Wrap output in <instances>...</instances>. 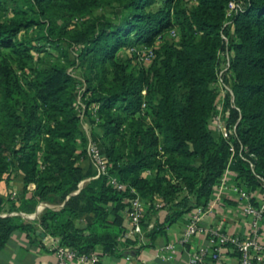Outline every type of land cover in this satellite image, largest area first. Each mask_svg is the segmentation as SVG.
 <instances>
[{
    "label": "trees",
    "instance_id": "1",
    "mask_svg": "<svg viewBox=\"0 0 264 264\" xmlns=\"http://www.w3.org/2000/svg\"><path fill=\"white\" fill-rule=\"evenodd\" d=\"M231 1L238 2L0 0V182L18 174L24 190L34 185L27 198L0 196V250L13 231L32 240L40 227L77 253L119 255L137 242H119L122 212L136 196L147 202L146 222L155 201L166 208L162 222L149 229L142 222L146 247L184 213L206 205L227 167L251 188L259 186L254 173L264 180V0H242L228 18ZM112 5L123 12L116 20L92 16ZM229 25L233 36L226 42L222 34ZM31 27L43 30L58 56L21 83L16 70L28 67L32 49H41L17 38ZM138 46L152 48L146 67L131 65L133 52L116 58L121 49ZM226 50L232 144L216 139L208 125L219 54ZM79 86L85 87L84 115L107 166L105 175L80 189L93 172L80 163L87 137L76 105ZM91 104L98 105L96 118L88 112ZM240 146L254 173L238 157ZM111 178L123 187L111 185ZM40 203L46 206L35 218L10 214L35 213Z\"/></svg>",
    "mask_w": 264,
    "mask_h": 264
},
{
    "label": "built area",
    "instance_id": "2",
    "mask_svg": "<svg viewBox=\"0 0 264 264\" xmlns=\"http://www.w3.org/2000/svg\"><path fill=\"white\" fill-rule=\"evenodd\" d=\"M239 7L238 2L231 1L228 4L229 11L234 8ZM170 35H175V30H170ZM223 39L227 42V38L222 34ZM138 60L151 61L153 57V51L150 47H144V49L130 48ZM225 70L229 68V53L225 51ZM221 70L219 68L218 81H220ZM228 93L231 96L233 102V95L230 87H226ZM234 107L233 103L231 105ZM145 109V104L141 105L142 113ZM82 116V115H81ZM226 129L229 134H232L230 127ZM233 128V135L235 134V126ZM85 129V124L83 125ZM226 136V133H224ZM232 136V135H231ZM230 138V136H229ZM225 139V138H224ZM228 139V138H227ZM226 139V140H227ZM231 151H234L231 145ZM242 146L239 148L238 157L249 164L251 171H253V161L245 157L242 153ZM251 156V155H250ZM86 158L89 160L92 169V178L96 179L107 173V166L105 163L104 155L99 147L98 143L90 139L86 145ZM255 177L259 181V188L264 189V180L254 173ZM110 184L116 186L117 188H122L123 185L118 183L115 179H110ZM222 192H228L233 195L237 200L244 203V214L249 219L248 231L245 234H229L218 226H206L201 223V219L204 214L210 211L213 204L208 201L206 205L199 206L190 211L188 221L184 227L179 244L188 243L192 238L198 234H205L207 243L205 245L199 246L195 252H193L188 261L185 264H223L222 252L227 247L230 246L237 254L238 264H264V241L260 239V226L264 220V202L253 203L252 202V188L248 183L238 177L237 173L227 167L219 181L215 184L214 188ZM8 198L10 200L16 201L19 196L15 191H11ZM45 203H41L38 207L40 209L44 208ZM147 202L141 197L136 196L130 200V204L125 210L126 224L124 225V231L119 237L121 240L127 238H138L142 240L143 230L142 222L145 221ZM154 206L156 208L163 207L164 203L155 201ZM14 215L15 212L10 213ZM2 215H5L3 213ZM33 216V215H28ZM27 217V215H26ZM166 249L174 250L175 245L168 244L165 246ZM53 254L55 261L53 264H94L99 262L101 257L104 255L98 251H93L87 254L77 253L71 247L61 245L56 243L53 247ZM159 256V255H157Z\"/></svg>",
    "mask_w": 264,
    "mask_h": 264
},
{
    "label": "crops",
    "instance_id": "3",
    "mask_svg": "<svg viewBox=\"0 0 264 264\" xmlns=\"http://www.w3.org/2000/svg\"><path fill=\"white\" fill-rule=\"evenodd\" d=\"M87 142L90 140L89 133L84 129ZM80 163L86 169L90 168L89 160L86 156L80 157ZM149 171H147V174ZM93 175H90L79 182V189L82 188ZM34 189L33 184L27 185L23 189V183L18 174H15L8 183L0 182V196L6 198L8 192L15 191L19 198H27ZM9 193V194H10ZM8 198V197H7ZM18 198V199H19ZM209 201L213 204L210 211L203 215L201 223L206 226H218L229 234H245L248 231L249 219L244 214V203L237 200L228 192H222L213 189ZM264 202V189L256 186L252 188V202ZM41 204V203H40ZM8 203L5 204V207ZM39 205L37 206V214L39 213ZM35 211V212H36ZM41 211V209H40ZM13 213V212H11ZM166 213V208L159 207L149 212L147 216V228H151L155 222H162ZM34 215L32 218H35ZM22 215H24L22 213ZM190 211L182 215V217L168 226L165 232L157 236L151 246L142 247V240L137 238V242L123 249L119 255L104 254L99 262L94 264H185L190 255L197 250L199 246L207 243L205 234H198L188 243L179 244L184 227L188 221ZM26 216V215H24ZM123 224H126L125 211L122 212ZM37 237L30 240L27 235L19 230L13 231L3 248L0 250V264H53L55 261L53 247L58 243V239L50 236L42 231L40 227L37 229ZM44 234L41 236V234ZM144 236V231H143ZM136 238V237H134ZM132 238V239H134ZM260 239L264 241V220L260 226ZM119 242L123 243L124 240ZM168 244L175 245L174 250L166 249ZM159 255V256H157ZM223 264H238L237 254L227 246L222 252Z\"/></svg>",
    "mask_w": 264,
    "mask_h": 264
},
{
    "label": "rangeland",
    "instance_id": "4",
    "mask_svg": "<svg viewBox=\"0 0 264 264\" xmlns=\"http://www.w3.org/2000/svg\"><path fill=\"white\" fill-rule=\"evenodd\" d=\"M192 2L187 1L185 3L186 6H191ZM239 6H242V0H238ZM156 5H152L151 8H154ZM233 11V10H232ZM123 12L119 8H114L113 5L109 6L107 8H103L100 10H97L93 13L92 16H98L102 15L106 18H109L111 20H116L117 18L121 17ZM232 12H228V18L231 17ZM9 17L8 12L3 13L2 15V20L6 21ZM76 21V19H74ZM74 23V22H73ZM45 30V29H44ZM56 31V30H55ZM57 32V31H56ZM43 30L40 27H31L26 31H20L17 38L18 39H23L26 40L28 39L30 41V44L32 46H41L40 51L36 49H32L30 51L32 59L29 62L28 67L22 69V70H16L17 78L21 83L24 82L25 77L27 76H33L35 73H39L43 68L47 67L48 64L56 59L58 56L57 51L52 47L49 43L45 41V39L42 37ZM227 38V41H229V38L233 36V30L232 27L230 28V25L228 26V34L225 35ZM137 49H144V46H138ZM130 48L129 49H121L118 51L116 54V58H120L122 60L129 58L128 53H130ZM225 51H220L219 58H220V70H221V76H220V81L217 80L212 86L215 89L217 96L215 100V107L211 113V117L209 119V130L211 134L216 138H225L227 139L231 144L233 143L229 136H233V128L230 126L229 129H231L232 134H229V131L226 129V124H227V117H228V111L229 107H232V100L231 96L228 93L226 87H230L229 78H231V74L229 70H225ZM149 64V61L145 60H137L135 57V60L132 61L133 66L135 67H141L144 66L146 67ZM68 72L71 73L75 77H80L81 73L78 69H75L73 67H70L68 69ZM84 86H79L78 88V96H77V111L79 112L80 115V122L83 125L85 124L86 130L89 133V138L95 140V138L91 135V127L87 123L86 116L84 114V109H85V101L87 98V95L85 94L82 96V92L84 90ZM97 110H98V105L96 104H91L88 107V112L92 114V117L96 118L97 116ZM140 114H144V111ZM82 115V116H81ZM87 115V114H86ZM84 130V128H83ZM85 133V132H84ZM224 133H226V136H224ZM233 146V145H232ZM79 186V185H78ZM41 204H39L40 206ZM37 210V209H36ZM42 210V209H41ZM40 212V208H39ZM23 212H15V215L19 214L22 215ZM24 215H33L32 214H27L23 213ZM23 216V215H22ZM26 217V216H24Z\"/></svg>",
    "mask_w": 264,
    "mask_h": 264
},
{
    "label": "water",
    "instance_id": "5",
    "mask_svg": "<svg viewBox=\"0 0 264 264\" xmlns=\"http://www.w3.org/2000/svg\"><path fill=\"white\" fill-rule=\"evenodd\" d=\"M44 206H46V204H43ZM37 214V211L34 213V215H36ZM28 218H32V217H34V216H27ZM44 234L42 233L41 234V236H43Z\"/></svg>",
    "mask_w": 264,
    "mask_h": 264
}]
</instances>
